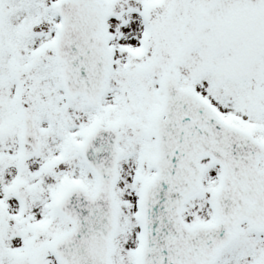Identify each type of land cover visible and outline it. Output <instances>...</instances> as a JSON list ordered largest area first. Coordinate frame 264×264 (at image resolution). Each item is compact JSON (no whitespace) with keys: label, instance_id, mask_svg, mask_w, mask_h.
I'll return each instance as SVG.
<instances>
[{"label":"snow or ice","instance_id":"1","mask_svg":"<svg viewBox=\"0 0 264 264\" xmlns=\"http://www.w3.org/2000/svg\"><path fill=\"white\" fill-rule=\"evenodd\" d=\"M0 264H264V0H0Z\"/></svg>","mask_w":264,"mask_h":264}]
</instances>
